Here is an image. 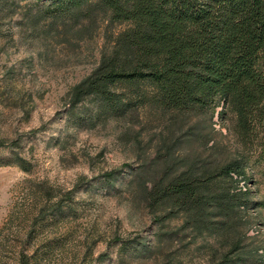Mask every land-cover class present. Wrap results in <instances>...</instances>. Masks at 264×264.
Segmentation results:
<instances>
[{"label": "rangeland", "instance_id": "374dc122", "mask_svg": "<svg viewBox=\"0 0 264 264\" xmlns=\"http://www.w3.org/2000/svg\"><path fill=\"white\" fill-rule=\"evenodd\" d=\"M34 2L0 0V143L6 144L0 145V264H216L223 252L233 259L219 264H264V159L249 150L251 200L231 213L224 238L198 234L174 210L149 206L128 181L135 172L147 184L159 177L161 138L196 117L170 118L171 112L137 101L126 83L112 86L132 98L121 115L95 117L91 99L66 111L68 90L109 50L108 35L126 25L103 21L76 39L35 32L26 21ZM137 85L151 94L146 82ZM219 110L199 116L206 135L179 155L222 160L240 149L228 131L230 114L221 123ZM12 140L17 143L9 146ZM16 154L28 170L14 162ZM112 171L118 173L109 187L105 175ZM136 241L148 244L147 255L128 247Z\"/></svg>", "mask_w": 264, "mask_h": 264}, {"label": "trees", "instance_id": "16d2710c", "mask_svg": "<svg viewBox=\"0 0 264 264\" xmlns=\"http://www.w3.org/2000/svg\"><path fill=\"white\" fill-rule=\"evenodd\" d=\"M34 1L32 6L38 7H30L26 21L35 32L76 39L90 35L103 21L126 25L108 35L109 50H102L88 74L68 90L66 111L91 99L96 102L95 117L106 111L121 115L132 98L112 86L126 83L137 101L171 112L170 118L195 116V122L184 120L183 131L169 130L170 138H161L159 177L147 184L135 172L128 185L137 186L149 206L182 215L183 223L198 234H230L231 213L245 209L251 200L245 168L249 150L255 160L264 159V0ZM138 81L146 82L151 94L138 89ZM218 106L221 123L224 114H230L228 131L240 149L222 160L179 155L183 145L206 135L199 116L213 115ZM14 162L28 170L17 154ZM117 171L105 175L107 186L112 187ZM147 245L136 241L128 247L147 255ZM236 246L238 238L232 248ZM226 255L223 252L216 264L231 262ZM235 257L240 260L239 254Z\"/></svg>", "mask_w": 264, "mask_h": 264}]
</instances>
